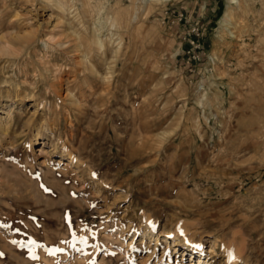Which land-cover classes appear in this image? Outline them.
<instances>
[{
    "label": "rangeland",
    "instance_id": "obj_1",
    "mask_svg": "<svg viewBox=\"0 0 264 264\" xmlns=\"http://www.w3.org/2000/svg\"><path fill=\"white\" fill-rule=\"evenodd\" d=\"M0 48V264L264 259V0H0Z\"/></svg>",
    "mask_w": 264,
    "mask_h": 264
},
{
    "label": "bare ground",
    "instance_id": "obj_2",
    "mask_svg": "<svg viewBox=\"0 0 264 264\" xmlns=\"http://www.w3.org/2000/svg\"><path fill=\"white\" fill-rule=\"evenodd\" d=\"M28 35H29L28 33L26 35H23V36H15L14 35L15 37L13 35H10V34L6 35V39H5V41L7 42L6 48L9 47L11 44H13V45H15V44L17 45L19 43L22 45L26 44L28 42V38H29ZM23 47L24 46H22V48ZM0 51L3 52L4 49L0 48ZM100 55H101V53H100ZM8 118H10V116H8L6 120H0V125H1L0 128H4L8 125V123H10ZM2 125H3V127H2ZM72 162L73 161L71 160V158L68 157L65 160V165H68V166L70 164L72 165ZM179 230L181 231V233L183 235V239H186L187 241L184 240L181 242V241L174 239L173 237L166 238L165 236L161 235V233H155L152 229L147 228L141 234V237H140L141 243L140 244L142 245L145 243V248H147L149 243H151V245L153 244L155 246L164 243V245L167 247H175V250H177V252L179 250H182V251L188 250L189 255L181 253V262L182 263H180V264H206V261L208 262V260L212 256V254L216 253L217 247H216L215 243H213V242L210 243L207 254H204L202 251L200 240H198L196 242L194 235H191L192 237L188 238L186 236V231L188 229L179 228ZM235 239H236V237L233 236L230 240L221 241V243H220L219 250H220L221 255L224 257V264H231V263L242 264L241 260L245 262L244 264H249L248 259H247L248 256L244 255V250L246 249V245H244L243 242H239L238 240L236 241ZM141 248L143 249L144 246H141ZM152 248H154V247H152ZM148 254L150 255L149 250H148ZM194 254H198V255L196 256ZM255 256L258 258L256 260H257V262H259V264H264V262H263L264 259L261 260L259 256H257V255H255ZM184 257L189 258L187 263L186 262L183 263Z\"/></svg>",
    "mask_w": 264,
    "mask_h": 264
},
{
    "label": "built area",
    "instance_id": "obj_3",
    "mask_svg": "<svg viewBox=\"0 0 264 264\" xmlns=\"http://www.w3.org/2000/svg\"><path fill=\"white\" fill-rule=\"evenodd\" d=\"M191 44H193V45H192V48H195V49L198 48V45L194 46V45H195V44H194V41H192Z\"/></svg>",
    "mask_w": 264,
    "mask_h": 264
},
{
    "label": "snow or ice",
    "instance_id": "obj_4",
    "mask_svg": "<svg viewBox=\"0 0 264 264\" xmlns=\"http://www.w3.org/2000/svg\"><path fill=\"white\" fill-rule=\"evenodd\" d=\"M45 191H47V189H45ZM198 247V246H197Z\"/></svg>",
    "mask_w": 264,
    "mask_h": 264
}]
</instances>
